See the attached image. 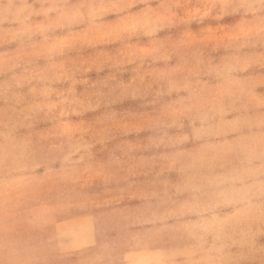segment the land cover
<instances>
[{"label": "rangeland", "instance_id": "rangeland-1", "mask_svg": "<svg viewBox=\"0 0 264 264\" xmlns=\"http://www.w3.org/2000/svg\"><path fill=\"white\" fill-rule=\"evenodd\" d=\"M12 2L25 7L19 20L0 23V131L10 159L26 168L4 175L33 179L0 218V264H146L161 249L190 247L179 225L196 216L159 217L208 199V189L177 190L189 176L201 181L240 165L238 133L225 121L255 115L264 98V67L229 74L234 57L264 51L244 35L247 19L218 9L191 15L206 0ZM86 4L105 5L95 24L79 14ZM205 118L217 160L185 170L204 143L192 128ZM165 132L189 139L157 147ZM77 142L90 147L66 161ZM176 152L185 156L173 163ZM246 228L229 230L228 264H264V223Z\"/></svg>", "mask_w": 264, "mask_h": 264}, {"label": "clouds", "instance_id": "clouds-1", "mask_svg": "<svg viewBox=\"0 0 264 264\" xmlns=\"http://www.w3.org/2000/svg\"><path fill=\"white\" fill-rule=\"evenodd\" d=\"M24 7L23 4H14L12 0L7 2L0 0V23L10 18L19 20ZM80 7L85 11L79 14L89 23L95 24L100 18L99 9L105 5L86 4ZM214 9H218L220 14L229 10L241 13L249 25L244 33L249 38V42L258 41L264 45V0H206L203 7L196 9L191 15L199 13L201 16H207ZM233 61L229 66L230 78L232 74L246 71L257 64L264 67V51L236 56ZM260 79L264 81V75ZM233 82L241 85L238 89L240 93L247 92L250 98L256 99L252 96L250 88L243 87L244 81H235L233 78ZM259 106L261 111L255 115H244L225 121L229 131L238 133L233 143L237 145L236 154L240 157L239 167L219 175L203 177L201 181L189 176L184 184L177 186V190L199 192L202 189H208L210 190L208 199L194 197L170 210L165 216L159 217L163 220L168 216H174L177 219L196 216L195 220H188L179 225L184 234L194 243L184 249H161L153 254L146 264H228L225 249L229 245L225 242V238L228 237L229 230L234 232L238 226L245 225L247 228L242 231L247 234L250 232L252 223H264V98H259ZM226 111L223 110L222 114H226ZM4 123L5 111L0 109V125ZM244 129L248 130L247 134L244 133ZM214 135V126L209 122V118L203 119L200 127L192 128L191 136L204 143L201 144L197 153L188 154V158L182 165L185 170L203 167L205 164L211 167L214 164L217 160L216 145L208 142ZM7 139V135L0 131V218L7 213L11 194L33 179L27 176L15 179L5 178L6 172L24 171L26 168L25 164L14 157L10 159L11 152ZM188 139L189 135L170 137L165 132L152 142L159 147L180 145ZM89 147L90 145L86 142L72 144L65 160L71 162L73 155L87 151ZM183 156H185L183 152L174 153L172 162L175 163ZM227 205H231L235 210L221 216L218 210ZM209 236H212V243L206 247ZM180 256L184 259L178 260L177 257ZM4 264H26V262L9 260Z\"/></svg>", "mask_w": 264, "mask_h": 264}]
</instances>
